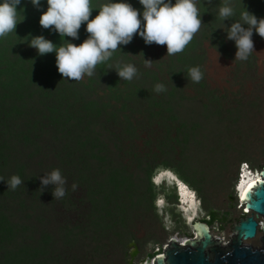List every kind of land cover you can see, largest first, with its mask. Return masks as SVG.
Listing matches in <instances>:
<instances>
[{
    "label": "rangeland",
    "instance_id": "rangeland-1",
    "mask_svg": "<svg viewBox=\"0 0 264 264\" xmlns=\"http://www.w3.org/2000/svg\"><path fill=\"white\" fill-rule=\"evenodd\" d=\"M105 2L91 0L97 10ZM242 2L232 0V20L245 7L264 17V0ZM223 4L198 0L202 26L182 52L166 55L165 45L134 35L93 76L69 81L54 53L40 56L27 44L38 35L64 43L39 24L46 3L38 11L22 0L24 19L0 38V177L24 181L15 190L0 182V264H128L131 252L132 264L152 263L169 239L194 238L173 184H152L158 170L192 191L197 220L213 210L210 233L229 241L242 214L240 166H264V38L254 33L255 53L234 60L231 21L224 26L218 15ZM87 35L82 24L78 40L65 39L79 44ZM127 63L137 75L120 80L115 70ZM194 66L203 72L198 83L189 76ZM157 83L166 91L155 92ZM54 169L66 179L60 199L52 186L40 191L39 177ZM260 235L245 243L259 246Z\"/></svg>",
    "mask_w": 264,
    "mask_h": 264
},
{
    "label": "clouds",
    "instance_id": "clouds-1",
    "mask_svg": "<svg viewBox=\"0 0 264 264\" xmlns=\"http://www.w3.org/2000/svg\"><path fill=\"white\" fill-rule=\"evenodd\" d=\"M28 2L38 11L41 9L42 0ZM44 2L47 7L41 12L39 24L63 37L64 43L58 45L38 35L30 36L27 44L36 49L40 56L54 53L58 73L69 81H79L85 75L93 76L96 66L108 61L120 46L129 44L134 35L141 37L146 45H165L166 55H174L185 49L202 26L198 0H138L142 9L133 7L128 0H106L98 10L91 0ZM208 2L211 3V0ZM21 4L22 0H0V38L14 33L17 24L24 19L23 7L18 10ZM93 10L97 13L94 17ZM218 15L223 24L226 20L231 21L230 25L224 26L227 28L226 38L233 41L236 48L234 60L247 61L255 53L253 34L264 38V17L257 18L245 7L239 19L232 20L236 15L232 0H224ZM82 24L88 35L81 43L74 44L65 39L69 37L78 40ZM143 60L144 67H152V60ZM115 71L120 80L130 81L138 70L134 64L127 63L118 66ZM189 76L193 82L198 83L203 79V72L200 67L194 66L189 69ZM154 91L160 93L166 89L162 83H157ZM39 179L41 192L52 186L53 198L60 199L67 194L66 179L60 169H54ZM0 182L5 183L2 177ZM22 183L24 181L19 176L13 175L5 184L7 188L15 190ZM76 187L73 184L72 190L75 191Z\"/></svg>",
    "mask_w": 264,
    "mask_h": 264
},
{
    "label": "water",
    "instance_id": "water-1",
    "mask_svg": "<svg viewBox=\"0 0 264 264\" xmlns=\"http://www.w3.org/2000/svg\"><path fill=\"white\" fill-rule=\"evenodd\" d=\"M258 175L254 185L243 194L244 210L233 224L226 244L213 238L206 222L196 219L190 224L196 237L186 239L184 244L169 239L162 256L153 257V264H264V166L258 169ZM258 231L259 246L245 243L254 241ZM133 255L131 252L128 264H132Z\"/></svg>",
    "mask_w": 264,
    "mask_h": 264
},
{
    "label": "bare ground",
    "instance_id": "bare-ground-1",
    "mask_svg": "<svg viewBox=\"0 0 264 264\" xmlns=\"http://www.w3.org/2000/svg\"><path fill=\"white\" fill-rule=\"evenodd\" d=\"M240 167H241L239 170L240 175H237V180L234 184V189H235V193L237 195L236 197H237L238 202L242 201L244 192L247 189L251 188V186H253L255 181L259 178L258 170H256V171L249 170V168L246 164H244V165L242 164ZM158 171H159V174H157V172H156V174L153 176L154 178L152 179V184L157 186V185L163 183V181L165 183L169 182V183L173 184V186L175 188L176 196L179 199L178 211L180 214H183L184 221H186V223H188V224H191L194 220L199 218V210H198V207L196 204L195 195L173 173H171L167 170H158ZM189 204H190V206L188 207ZM162 205H163V202L160 200L155 202L156 209L161 208ZM245 212L250 213V212H248V210H245ZM258 219H260V218H258ZM213 238L217 239L215 237H213ZM176 240H178V239H176ZM219 240L224 241L225 239H223V240L219 239ZM178 242L184 244L185 240L181 239V240H178ZM223 244H225V243H223ZM148 264H153V262L148 263Z\"/></svg>",
    "mask_w": 264,
    "mask_h": 264
},
{
    "label": "trees",
    "instance_id": "trees-1",
    "mask_svg": "<svg viewBox=\"0 0 264 264\" xmlns=\"http://www.w3.org/2000/svg\"><path fill=\"white\" fill-rule=\"evenodd\" d=\"M203 221L210 226L212 223L217 221V214L213 210H210L208 212V219H204Z\"/></svg>",
    "mask_w": 264,
    "mask_h": 264
},
{
    "label": "built area",
    "instance_id": "built-area-1",
    "mask_svg": "<svg viewBox=\"0 0 264 264\" xmlns=\"http://www.w3.org/2000/svg\"><path fill=\"white\" fill-rule=\"evenodd\" d=\"M238 207L241 208L242 210H244V209L242 208V201H239V202H238ZM258 222L261 223L260 220H258ZM194 237H195V235H194ZM163 249H164V248H163ZM157 256H162V255L159 254V255H155L154 257H157ZM151 261L153 262V259H152Z\"/></svg>",
    "mask_w": 264,
    "mask_h": 264
}]
</instances>
